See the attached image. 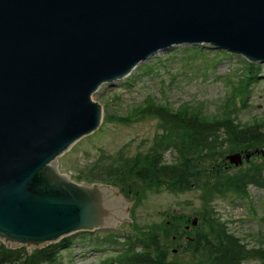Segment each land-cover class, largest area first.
I'll return each instance as SVG.
<instances>
[{
	"label": "water",
	"instance_id": "95a60500",
	"mask_svg": "<svg viewBox=\"0 0 264 264\" xmlns=\"http://www.w3.org/2000/svg\"><path fill=\"white\" fill-rule=\"evenodd\" d=\"M181 43L263 63L264 0H0L3 241L30 250L116 218L118 191L67 181L57 159L101 125V84Z\"/></svg>",
	"mask_w": 264,
	"mask_h": 264
},
{
	"label": "rangeland",
	"instance_id": "374dc122",
	"mask_svg": "<svg viewBox=\"0 0 264 264\" xmlns=\"http://www.w3.org/2000/svg\"><path fill=\"white\" fill-rule=\"evenodd\" d=\"M215 50L218 49L209 44L171 45L140 61L125 77L101 84L92 98L102 106L104 119L95 131L57 159L59 172L78 182L76 176L98 158L121 152L132 157L146 152L161 133L159 119L139 109L147 103L171 109L195 107L207 119L230 114L242 126L263 118L264 63H255L256 73H261L243 87L239 80L244 76V58ZM162 154L166 162L176 160L178 155L170 146ZM123 194L127 201L135 199L129 207L131 220L108 229L76 232L72 244L61 251L62 264H120L115 257L127 247V235H138L141 228L158 229L174 215L189 217V223L196 218L199 223L206 206L209 210L206 208L205 214L219 217L247 248L264 249L263 188L248 186L246 197L228 192L206 199L198 188L177 192L162 187L137 197ZM103 236L114 237V241H100ZM182 238L180 242L186 240V235ZM181 253L182 248L180 252V247L175 246L167 257H180ZM241 264L263 263L248 257Z\"/></svg>",
	"mask_w": 264,
	"mask_h": 264
},
{
	"label": "trees",
	"instance_id": "16d2710c",
	"mask_svg": "<svg viewBox=\"0 0 264 264\" xmlns=\"http://www.w3.org/2000/svg\"><path fill=\"white\" fill-rule=\"evenodd\" d=\"M255 65L244 61V76L239 80L243 87L261 73H256ZM150 104L139 109L160 121L161 133L154 145L132 157L121 152L98 158L76 179L115 184L134 197L162 187L177 192L198 188L203 199L228 192L246 197L249 185L264 189V155L255 154L257 161L252 158L245 167H234L224 158L234 151L264 150V117L242 126L230 114L207 119L195 107L171 109ZM168 146L178 154L171 162H166L162 154ZM206 208L200 222L188 229L189 217L174 215L158 229L141 228L138 235H127V248L115 259L120 264H241L248 257H256L264 264V249L247 248L219 217L205 214ZM183 235L186 240L180 242ZM99 240L113 242L114 237ZM72 242L73 234L30 252L23 246L9 248L0 242V264H62L61 251ZM173 245L180 247V252L182 248L181 258L167 257Z\"/></svg>",
	"mask_w": 264,
	"mask_h": 264
}]
</instances>
